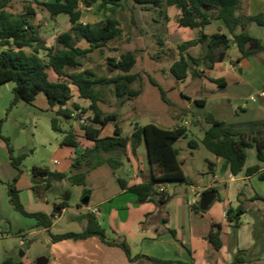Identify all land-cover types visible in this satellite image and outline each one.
<instances>
[{"label": "trees", "instance_id": "trees-1", "mask_svg": "<svg viewBox=\"0 0 264 264\" xmlns=\"http://www.w3.org/2000/svg\"><path fill=\"white\" fill-rule=\"evenodd\" d=\"M12 1L0 0V86L14 83L12 89L14 99L11 106H16L21 101L35 104L37 96L44 94L49 107L57 108V114L76 120L75 111L81 110V114L86 113L84 108L73 103L74 95L77 94L79 98L90 101V110L93 113L91 124L82 128L85 138L91 140L93 146L86 149L74 161L69 173L57 172L41 166L31 168L34 177L46 179L45 184L34 188L37 197L39 199L46 197L54 182L68 180L75 185L84 186L87 183L89 171L103 164L110 166L117 176L116 171L123 165L120 157L125 156L128 149L137 156L139 148L146 143L151 168L147 175H143L144 181L133 186H128L127 180L121 177H117V181L122 190H128L137 197L138 203L152 202L158 206V214H163L165 206L173 198V193L168 190L167 184L175 182L191 184L180 161V151L175 146L179 140L188 138V128L182 125L174 129H165L153 123L144 126L137 123L133 133L129 137H123L118 115L104 112L100 106L102 98L97 90L99 86L114 85L113 93L123 103L140 95V91L132 87L140 78L139 74L132 73L137 64L136 51H126L120 55L119 59L107 58L109 66L115 70L114 75H98L92 68L81 69L84 66V59L97 51L103 54L105 49H109L110 42L123 36V29L116 18L107 17L95 24L81 22L82 7L89 9L98 5L102 11L110 9L114 12L129 0L36 1L37 5L53 17L61 14L69 16L71 28L59 35L57 46H48L46 40L40 35L38 26L34 22L37 15L36 8L28 6L25 11L13 12ZM131 1L146 10L162 9L164 5L174 7L179 11L177 24L180 27L198 31L196 39L178 44L180 56L170 68L172 75L178 80L184 81L190 74L201 76L204 73L199 71L202 67L212 69L215 65V51L224 49L227 52L232 45H236L242 57L245 58L263 50L259 41L249 34V28L253 24L264 26V14H246L242 10L241 0ZM214 20L220 21L227 29V33L218 31L208 34L206 30ZM83 40L87 42L86 46L82 45ZM198 44H206L208 51L205 55L194 56L188 51ZM252 44H256L258 48L249 50ZM150 81L155 84L152 78ZM212 81L224 87L222 79H212ZM160 90L164 97L163 90ZM196 103L200 106L206 104L205 100H197ZM2 123L3 121L0 120V138L7 143L12 164L21 173L26 154L18 156L14 154L10 138L2 133ZM110 124L114 125L113 135L102 137V131ZM52 127L55 131L62 132L56 117L52 119ZM245 128L250 132H246ZM260 128H264V119L239 124H227L215 119V122L205 131L201 143L216 157L225 159L232 175L236 176L246 165L245 149L255 148L258 161L264 163V138L255 135ZM75 132L71 131L65 135L62 141L63 146L78 147L79 141ZM189 146L197 149L199 142L192 139L189 141ZM94 160L97 163H93ZM84 166L88 169L83 170ZM260 169L261 166L256 164L248 167L246 173L252 175ZM259 178L264 180V170ZM17 179L7 184L11 205L25 217L35 219V228L49 230L54 223L55 215L28 212L20 200L16 186ZM206 192L208 191H204L203 194ZM66 206V202L57 205L60 209ZM194 209L198 214L205 212L200 209V203ZM244 213L241 205L236 209L229 208L227 218L230 226L238 229ZM163 219L167 221L166 218ZM170 232L173 237H176L175 231L170 230ZM51 236L54 242L99 237L107 245L120 247L132 262L142 258V256L132 257L130 245L124 238L109 239L106 229L93 214L89 215L88 224L82 232ZM206 239L214 251H220L223 247L222 226L213 223ZM244 252L245 250H238L233 261L228 264L250 263ZM147 259L153 264H195L193 260L184 262L156 257H147ZM3 264H22V262L7 259Z\"/></svg>", "mask_w": 264, "mask_h": 264}, {"label": "rangeland", "instance_id": "rangeland-1", "mask_svg": "<svg viewBox=\"0 0 264 264\" xmlns=\"http://www.w3.org/2000/svg\"><path fill=\"white\" fill-rule=\"evenodd\" d=\"M36 1L46 2V0H13L11 9L13 12L20 13L25 11L28 6L35 7L37 15L34 22L38 26L40 35L46 40L48 46H57L59 35L71 28L69 16L61 14L58 17H53L48 11L37 5ZM134 5L133 1L130 2L129 0L123 7L115 9L114 12L110 9L102 11L98 5L91 9H82L84 13L82 22L84 23L95 24L107 17L116 18L123 29V36L110 42L109 49H105L103 54L97 51L92 53L89 58L84 59V66L81 69L92 68L98 75H114L115 70L109 66L107 58L119 59L120 55L126 51H136L137 64L132 73L139 74L140 78L132 87L139 90L140 95L123 103L114 95V85L99 86L97 90L101 93L102 98L100 106L105 113L118 115V123L122 127L123 137H129L137 123L142 126L153 123L165 129L186 126L188 138L179 140L175 146L180 151V161L188 180L199 183L209 175V159L215 158L214 154L201 143L205 131L211 125L212 117L227 124L247 123L264 119V104L258 97V93L264 90V77L256 68V63L260 65L264 61V50L245 58H242L241 54V61L245 60L246 62L248 59L256 62L254 63L255 66L246 68L241 75L244 80L249 82L250 87L248 85L221 87L212 81V73L205 67H202L205 72L199 77L190 74L186 80H178L170 70L172 64L180 56L178 44L196 39L198 31L180 27L177 24L179 11L174 7L164 5L162 9L146 10L138 5H135V8ZM207 29L210 32L227 33L225 26L216 20L212 21ZM82 45L86 46L87 42L83 40ZM188 51L194 56H203L208 49L206 44H198ZM239 53H241L239 49L231 47L227 51L225 60L235 57ZM150 78L155 84L150 81ZM13 87L14 83L12 82L0 86V120L3 121L1 130L3 135L10 138L15 147L16 156L26 154L22 164L23 168L28 170L33 166L53 168L56 166L55 160H66L68 152L73 153L75 161L86 149L93 146L91 140H82L79 137H77L78 147L63 146L60 142L66 134L71 131L83 132L81 128H78L76 120L57 114V108H42L40 101L35 102V104L21 101L12 107ZM160 89L163 90L164 97ZM73 90L75 92V88ZM251 96H255L257 102L250 103L247 109H242L241 106ZM197 100H205V106L198 105ZM73 103L84 108L88 115L93 114L90 110V101L81 99L75 94ZM54 117L58 119L62 132L53 129L52 119ZM113 129L114 125L110 124L102 132H113ZM245 131L250 132L246 128ZM255 135L264 138V128H260V131L258 130ZM192 139L199 142L197 149L189 146V141ZM245 153L248 167L259 163L255 148L245 149ZM131 156L134 155L131 153V149H128L126 155L120 157L123 163L122 167L116 171L117 176L127 181H132L134 175L139 172L137 164L132 166L129 163L128 158ZM93 163H97V161L94 160ZM84 169L87 170L88 168L84 166ZM70 171L71 169L67 173ZM102 177L109 184L108 187L110 185L115 188L118 187L114 171L107 164H103L89 171L86 185H75L64 180L65 183L54 187L47 192V195L50 201L55 202L61 198L62 194H69L71 195L70 205L77 207L82 204L86 193L91 191L94 195L91 202L93 204L100 194L104 193L103 186L98 181ZM237 184L243 186L242 182ZM172 185H175L176 189L185 190L189 184L175 182ZM244 188L247 192L251 189L250 184L248 183V188ZM219 190L218 199L224 198V188ZM189 195L192 197L190 191ZM263 204L264 202H243L248 213L241 220L243 226L240 239L243 247L247 249L244 255L250 261H252V257H264V231L260 227L259 221L262 217L260 215L256 217L254 212L258 205ZM0 211L5 217L0 218V227L9 232L4 243L6 247L12 248V255L15 256L19 250V240L15 238L18 233L17 227L23 225L25 231L29 232L32 229L29 228V225L34 224L35 219L25 217L10 205L6 184H0ZM202 225L201 218L198 217L196 227L202 230ZM252 225L254 228L251 230ZM237 231H239L237 228L230 227L228 234H224L223 238L227 241L228 246H231L235 241ZM45 236L48 235L45 234ZM41 240L44 242L43 237L40 238ZM25 241L27 240L25 239ZM0 249L3 250V247ZM47 249L48 247L44 244L33 245V248L28 246L23 248L27 258L32 260L31 264H37V260L45 255ZM156 255L162 258L177 259V254L173 251L169 254L157 253ZM252 262H256V260Z\"/></svg>", "mask_w": 264, "mask_h": 264}, {"label": "crops", "instance_id": "crops-1", "mask_svg": "<svg viewBox=\"0 0 264 264\" xmlns=\"http://www.w3.org/2000/svg\"><path fill=\"white\" fill-rule=\"evenodd\" d=\"M49 1L52 0H46V2ZM241 4L242 10L248 15L264 14V0H241ZM83 16L82 10L81 22ZM206 32L210 35L215 33L210 32L208 29ZM249 34L259 41L264 50V26L253 24L249 28ZM232 48L235 49L237 46L232 45ZM225 58L223 62L215 63L212 69H208L212 73L211 79H222L224 87L232 85H238V87L248 85L250 87L249 82L244 80L241 75L246 68H252L256 62L248 59H246V62L245 60L241 61L243 58H241V53L235 57H230L228 60H225ZM256 65L257 71L264 77L263 62L260 65L256 63ZM200 71L205 72L202 68H200ZM39 101L42 108H50L47 97L44 94L37 96L35 102L38 103ZM75 133L80 139H87L82 132ZM101 135L102 137L112 136L113 132H102ZM63 139L60 143H62ZM13 148L15 154V147L13 146ZM214 157V159H209L208 177H205L201 182L194 183L189 181L191 184L185 190L176 189L172 183L167 184L168 190L173 193V198L165 206L163 214L159 215V209L156 204L152 202L138 203L137 197L133 193L128 190H122L119 184L116 188L111 185L108 187L109 184L105 182L103 177L98 181L103 186L104 193H101L93 204L91 202L94 195L91 191L86 193L82 204L77 207L70 205L71 195L69 194H62L61 198L55 202L50 201L48 195L39 199L34 188L45 184L46 179L34 177L31 169H25L23 165L20 173L12 164L7 143L0 138V184L7 185L13 182L15 178H18L16 186L19 190L20 200L26 210L31 213L43 212L48 215H55L54 223L49 230L35 228L36 222L29 225V228H32L29 232L25 231L23 225L17 227L18 233L15 238L19 240V250L15 256L12 255V248L6 247L4 243L9 232L0 227L3 234L0 237V247H3V250L0 249V264H3L7 259L21 261L22 264H31L32 260L27 258L23 248L26 246L33 248V245L37 244H44L48 247L45 255L37 260V264H153L147 257L184 262L193 260L195 264H228L233 261L238 250H247L243 247L240 239L243 223L238 228L239 231L235 233V241L231 246H228L227 241L223 238V247L220 251L212 249L206 236L213 223L222 226L223 236L228 234V229L231 226L226 212L229 208L236 209L241 205L245 211L241 216V222L244 215L248 213V210L243 206V202H264V180L259 178L260 173L264 170V163H257L261 166V169L252 175L246 173L248 166L245 165L243 171L236 175L234 180H230L229 175L232 173L228 162L215 155ZM74 158L73 153L68 152L66 160H55L56 166L50 169L67 173L74 163ZM128 161L132 166L136 164L139 166V172L134 175L132 181H127L128 186L141 184L144 181L143 175H147L151 168L146 143L139 148L137 156L129 157ZM117 177L119 176H116V179ZM241 182L243 186L237 184ZM63 183L65 181L54 182L50 190L59 185L61 186ZM248 183L251 189L245 192L244 187L248 188ZM222 188L225 190V197L218 199V196H220L218 194L220 192L219 189ZM212 189L216 190V199L207 212L198 214L194 209L196 205L192 206L191 203L197 199V195L200 192L203 193ZM189 191L192 197H190ZM85 200L88 202H84ZM62 202H66L67 206L60 209L57 205ZM95 209L98 210L97 213H94ZM254 212L256 217L258 215L262 217L259 221L260 227L264 231V204L258 205ZM90 214L95 215L99 223L106 229L109 239L124 238L130 245L132 257L142 256V258L132 262L120 247L107 245L99 237L77 241L67 239L54 242L52 240L51 235L82 232L88 224ZM198 217L201 218V223H203L202 230L196 227ZM0 218H5L1 211ZM163 218H166L167 221L165 222ZM6 220L9 221L8 219ZM253 228L254 226L252 225L251 230ZM170 230L176 232V237H173ZM45 234L48 236H45ZM42 237L44 242L40 241ZM22 241L24 244H22ZM171 251L177 254V259L162 258L156 255L157 253L169 254ZM251 260H256V262L251 261L245 264L264 263V257H252Z\"/></svg>", "mask_w": 264, "mask_h": 264}, {"label": "built area", "instance_id": "built-area-1", "mask_svg": "<svg viewBox=\"0 0 264 264\" xmlns=\"http://www.w3.org/2000/svg\"><path fill=\"white\" fill-rule=\"evenodd\" d=\"M258 97H259L260 100H261V99H264V90H262V91H260V92L258 93ZM256 102H257V98H256L255 96H251V97L249 98V100H247V101L241 106V108H242V109H247L250 103H256ZM80 114H81V110H78V111H75L74 116L76 117V122L78 123V128H81V129H82L83 127L88 126V125L91 124V118L93 117V114H91V116L88 115L87 113H82L81 115H80ZM79 115H80V116H79ZM82 133L84 134V132H82ZM234 178H235L234 175H232V174L229 175V179H230V180H234ZM202 194H203V193L200 192V193L197 195V199H196L194 202L191 203L192 206H193V205H197V204L199 203V199L201 198ZM97 211H98V210L95 209V210H94V213H97ZM226 214H227V212H226ZM2 235H3V234H2V231L0 230V237H1ZM22 244H24L23 241H22Z\"/></svg>", "mask_w": 264, "mask_h": 264}, {"label": "water", "instance_id": "water-1", "mask_svg": "<svg viewBox=\"0 0 264 264\" xmlns=\"http://www.w3.org/2000/svg\"><path fill=\"white\" fill-rule=\"evenodd\" d=\"M257 49V45L253 44L249 50H255ZM226 55V51L224 49H221L219 51H215L214 53V62L215 63H221L223 62ZM262 103L264 102V99L260 100ZM215 122V119L212 117L210 120V124H213ZM217 193L216 191L210 190L202 195L200 199V209L202 211H208L210 205L213 203V201L216 199ZM84 202H88L85 200Z\"/></svg>", "mask_w": 264, "mask_h": 264}]
</instances>
